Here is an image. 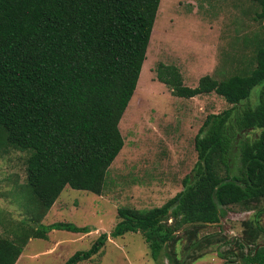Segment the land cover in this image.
I'll use <instances>...</instances> for the list:
<instances>
[{"label":"trees","instance_id":"trees-1","mask_svg":"<svg viewBox=\"0 0 264 264\" xmlns=\"http://www.w3.org/2000/svg\"><path fill=\"white\" fill-rule=\"evenodd\" d=\"M248 1L263 19L264 0ZM158 3L0 0V155L25 156L29 214L27 222L0 237V264H14L29 239H45L51 230L88 232L70 223L41 226L38 221L64 187L100 195L107 168L122 147L117 124L135 89ZM253 60L244 75L221 81L203 76L194 88L182 85L174 66L157 65L155 77L171 96L214 93L230 107L205 116L193 138L196 161L181 189L159 207L118 208L110 238L139 233L154 262L163 257L168 264H182L189 250L209 243L208 236L196 239L200 227L217 224L230 206L251 211L264 201V38L256 42ZM256 86V102L246 106ZM246 132L252 137L239 141L238 166L231 173L233 141ZM263 214L261 207L254 221L241 223L242 236L234 241L238 253H218L223 260L230 256L222 264L237 259L238 264H264V245L254 244L258 234L264 235L256 223ZM183 226L191 230L176 260L171 247ZM106 238L100 234L63 264L89 260Z\"/></svg>","mask_w":264,"mask_h":264},{"label":"rangeland","instance_id":"rangeland-1","mask_svg":"<svg viewBox=\"0 0 264 264\" xmlns=\"http://www.w3.org/2000/svg\"><path fill=\"white\" fill-rule=\"evenodd\" d=\"M258 12L248 0H159L135 89L117 124L122 147L107 168L100 195L64 187L38 221L41 226L70 223L87 227L88 232L51 230L45 239H29L14 264H63L74 252L87 250L100 234L107 238L98 254L77 264H168L167 258L150 259L139 233L108 236L118 221L116 210H148L171 199L196 161L193 138L205 116L230 105L214 93L190 99L171 96L157 81L156 67L174 66L182 85L189 88L203 76L221 81L244 75L254 66L256 42L264 38V18L258 19ZM257 90L251 89L246 106L255 104ZM246 137L252 135L246 132L233 141L231 173L238 166V143ZM24 158L14 151L0 155V237L29 216ZM261 207L264 201L251 211L230 206L217 224L200 227L196 239L208 236L209 243L189 250L182 264L229 260L218 253H238L234 241L242 236L241 223L254 221V212ZM256 223L264 227V214ZM190 230L183 226L176 233L178 240L171 247L176 260L182 257ZM254 244L264 245V235L258 234ZM238 263L237 259L234 264Z\"/></svg>","mask_w":264,"mask_h":264}]
</instances>
